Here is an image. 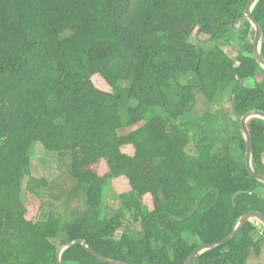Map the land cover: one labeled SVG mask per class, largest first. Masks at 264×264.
Masks as SVG:
<instances>
[{
	"label": "trees",
	"instance_id": "trees-1",
	"mask_svg": "<svg viewBox=\"0 0 264 264\" xmlns=\"http://www.w3.org/2000/svg\"><path fill=\"white\" fill-rule=\"evenodd\" d=\"M249 2L0 0V264H57L78 240L111 261L185 264L264 214L240 126L264 111ZM253 16L264 31V0ZM248 127L264 175V120ZM37 146L69 159L66 193L33 176ZM120 180L111 216L104 193ZM261 231L248 222L192 264H248ZM62 264L106 263L75 245Z\"/></svg>",
	"mask_w": 264,
	"mask_h": 264
},
{
	"label": "water",
	"instance_id": "water-1",
	"mask_svg": "<svg viewBox=\"0 0 264 264\" xmlns=\"http://www.w3.org/2000/svg\"><path fill=\"white\" fill-rule=\"evenodd\" d=\"M259 1L260 0H250V2L246 7L244 18L253 26L255 30L253 54L257 63L264 69V56L262 55L261 52V47L264 40V31L261 24L253 16V10ZM252 118H261L264 120V111L252 110L246 113L241 119V123H240L241 131L246 141V155H245L246 167L248 172L253 178H255L258 182L264 184V175L258 173L253 167V139L248 127V121ZM248 222H256L264 228V214L261 213L260 211H249L245 213L243 216H241L235 229L229 236H227L225 239H223L220 242L205 244L200 246L193 252V255L188 259V261L185 264H192L193 262L196 263L197 258H199L203 253L229 243L237 236V234L242 230V228ZM75 245H82L83 247H85V249L89 254H91L93 257H95L96 259L100 260L103 263L126 264V263L111 261L109 259L100 256L87 245L86 241L83 240H78L76 242L68 243L62 246L57 254V264H62L63 253Z\"/></svg>",
	"mask_w": 264,
	"mask_h": 264
},
{
	"label": "rangeland",
	"instance_id": "rangeland-1",
	"mask_svg": "<svg viewBox=\"0 0 264 264\" xmlns=\"http://www.w3.org/2000/svg\"><path fill=\"white\" fill-rule=\"evenodd\" d=\"M235 29L236 30L243 29L241 28L240 22L235 24ZM193 35L198 39L201 38L203 40H205L208 36L205 34H200L199 36L198 30H196L193 33ZM230 53L233 56L236 55V52H234L233 50H230ZM93 81L98 88L105 91L108 90V87L99 78H95ZM126 152L132 153V150L129 148L126 149ZM69 165H70V161L68 158L63 157L61 155L48 153L41 146H37L32 161L33 176L37 179L47 180L49 188L50 189L53 188L56 194H58V188L62 187L63 191H65L61 193L63 194L66 193L73 186L72 181L68 179ZM127 189H128V185L126 181L123 180L113 181L109 184V187H106L104 193V202L106 203L107 210L108 212L111 213V216H115L119 211L120 203L115 198L116 195L126 192ZM262 190L264 191V187L262 188ZM58 206H59L58 207L59 211L63 212L64 207L62 203L60 204L59 202ZM133 223L134 222H130L133 229H136L138 227V224H133ZM121 231L122 230L118 232L119 236L121 234ZM260 263H264V252L261 254V256L251 259L248 264H260Z\"/></svg>",
	"mask_w": 264,
	"mask_h": 264
},
{
	"label": "built area",
	"instance_id": "built-area-1",
	"mask_svg": "<svg viewBox=\"0 0 264 264\" xmlns=\"http://www.w3.org/2000/svg\"><path fill=\"white\" fill-rule=\"evenodd\" d=\"M256 224H257V225L259 226V228L262 230V231H261V234L264 235V228H263L260 224H258V223H256Z\"/></svg>",
	"mask_w": 264,
	"mask_h": 264
}]
</instances>
